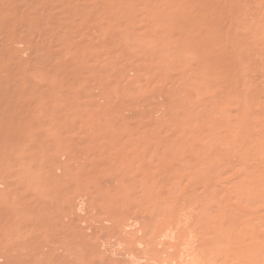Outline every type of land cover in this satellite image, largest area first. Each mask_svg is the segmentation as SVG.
<instances>
[{"label":"rangeland","instance_id":"1","mask_svg":"<svg viewBox=\"0 0 264 264\" xmlns=\"http://www.w3.org/2000/svg\"><path fill=\"white\" fill-rule=\"evenodd\" d=\"M0 264H264V0H0Z\"/></svg>","mask_w":264,"mask_h":264}]
</instances>
